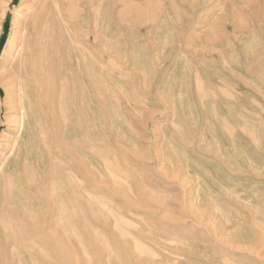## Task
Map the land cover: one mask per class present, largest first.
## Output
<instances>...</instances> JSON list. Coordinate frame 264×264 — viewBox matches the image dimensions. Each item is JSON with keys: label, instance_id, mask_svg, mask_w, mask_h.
Returning <instances> with one entry per match:
<instances>
[{"label": "rangeland", "instance_id": "rangeland-1", "mask_svg": "<svg viewBox=\"0 0 264 264\" xmlns=\"http://www.w3.org/2000/svg\"><path fill=\"white\" fill-rule=\"evenodd\" d=\"M87 1L43 112L0 102V264H264L263 0Z\"/></svg>", "mask_w": 264, "mask_h": 264}, {"label": "bare ground", "instance_id": "bare-ground-1", "mask_svg": "<svg viewBox=\"0 0 264 264\" xmlns=\"http://www.w3.org/2000/svg\"><path fill=\"white\" fill-rule=\"evenodd\" d=\"M233 1L236 2L237 0H233ZM243 1H245L249 7H252V5H253L252 1L251 2H249L250 0H243ZM262 2H264V0ZM246 4H244V5H246ZM201 5L198 3V4L192 6V8L194 9V15L195 14L197 15L196 19H199V16L201 14L216 11V8L213 9L209 6L211 9L210 12H209V10H208V12H206L207 7L204 8ZM79 6H82L83 10L87 14L89 12L93 11L92 3L87 1V0H18V1L17 0H0V11H1L0 13H2V18H1L2 20L4 19L6 12L13 11L12 17L10 18L11 31L9 33L6 45L3 49V55L1 57V59H2L1 63H2V66L4 67V70L1 73L2 75L0 78H2V81L6 82L5 83L6 86H4L5 87L4 97L2 99H0V102L3 104V106L5 107L6 110L10 111L13 108H15L16 105H19L20 108L17 106L19 109L23 108L24 111H26V110L28 111V109L31 108V105H33V103L30 101V99H32L33 97L34 98L37 97V98H39V102H40V100H41L40 98L43 95H49V93L51 94V92H50L51 86L49 85L50 86L49 87V86H44V85L48 82H49V84H51V83L53 84L55 72H53L52 66H53V63L55 64V61H54L55 58L53 56L54 52H55V44L57 43L58 36H60V35L62 36V33H64V32L70 33V31L73 32V30L75 29L77 7L79 8ZM94 7H96V6H94ZM99 7L101 8L100 13L102 11H104L106 8L105 1L102 2L101 6H99ZM227 7L228 6H226V7L221 6V8H218L220 13H217V14L220 15L222 13V11H227L229 8V7L228 8ZM246 7H247V5H246ZM97 9H99V8L97 7ZM250 9L252 10V8H250ZM253 10L256 11L255 8ZM227 12L231 13L233 15L232 9L228 10ZM235 13L236 12H234V14ZM91 14L92 13H90V15ZM258 14H259V12L257 13V15ZM226 15H227V13L225 15L223 14L221 17L223 18V16H224L227 18L228 16H226ZM97 16H99V14H97ZM235 16H237V15H235ZM121 17H122V15H121ZM221 17L217 16L218 19ZM246 17L248 18V16H246ZM232 18H234V17H232ZM86 19H87V17H86ZM121 19H124V18H121ZM137 19H139V18H137ZM235 19H233V20H235ZM91 22H89V24ZM100 22H101V24L99 23L98 26H96V24H95V25H93V27L92 26L91 27L102 31L103 33L110 32L111 29L108 25L109 22L108 23L106 22V17H103ZM121 22H122V20H121ZM212 24H214V22ZM86 25H88V23ZM191 25H193L192 22H187L186 24H183L181 26L182 27L181 30L182 29L184 30V28H189ZM76 27H77V25H76ZM117 27H118V25H117ZM119 28H122V27H119ZM212 28H214V27H212ZM78 29H79V27H78ZM81 29H82V27H81ZM1 31H2V26L0 23V34H1ZM177 33H178V31H177ZM58 75L60 76L59 73L57 74V76ZM16 78L19 79L17 82L14 80ZM16 86H17V91H18L16 93H19L18 100H20V101H18L14 95L15 90H16V89L14 90V87H16ZM44 87H48V88L44 89ZM60 90H61V88H60ZM47 98H46V100L48 103ZM43 101H45V100L43 99ZM43 101H42V103H43ZM44 104L45 103H43V105ZM38 105L39 104H36V106L33 105V109H35L37 107L39 112H43L44 106H40L42 104H40L39 106ZM50 106H52V105H50ZM47 108H48V106L46 107V109ZM19 111L21 112L22 110H19ZM47 112H48V110H47ZM7 121H8V123L11 122V121H9V119ZM18 126H21V125H18Z\"/></svg>", "mask_w": 264, "mask_h": 264}]
</instances>
